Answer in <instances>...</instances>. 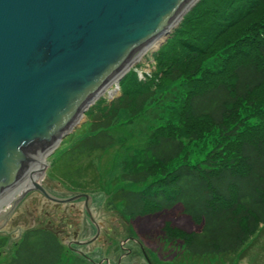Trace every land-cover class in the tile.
Returning a JSON list of instances; mask_svg holds the SVG:
<instances>
[{"label":"trees","instance_id":"16d2710c","mask_svg":"<svg viewBox=\"0 0 264 264\" xmlns=\"http://www.w3.org/2000/svg\"><path fill=\"white\" fill-rule=\"evenodd\" d=\"M187 12L152 56V76L128 71L119 94L89 110L86 134L54 163L56 179L71 194L105 193L69 177L118 147L106 205L129 221L178 205L198 230L165 224L163 242L179 241L185 259L226 258L264 232V0H198ZM3 264L90 263L36 229Z\"/></svg>","mask_w":264,"mask_h":264},{"label":"water","instance_id":"95a60500","mask_svg":"<svg viewBox=\"0 0 264 264\" xmlns=\"http://www.w3.org/2000/svg\"><path fill=\"white\" fill-rule=\"evenodd\" d=\"M197 1L0 0V196ZM32 189L45 194L31 181L18 196Z\"/></svg>","mask_w":264,"mask_h":264},{"label":"rangeland","instance_id":"374dc122","mask_svg":"<svg viewBox=\"0 0 264 264\" xmlns=\"http://www.w3.org/2000/svg\"><path fill=\"white\" fill-rule=\"evenodd\" d=\"M174 29L175 27L172 28L171 32ZM164 41H161L158 45L159 47L157 46L140 55L139 59L130 67L129 71L136 75L138 81H144L152 76V72L154 71L152 56L161 47ZM117 94H119V81L117 84H112L104 94L98 96V98L83 112L81 120L75 123L60 141L44 154V167H42V172L44 173L41 175L39 183L49 187V189L59 192L63 197L71 195V191L67 190L68 188L66 189L64 185L57 180L60 173V169L58 168L60 166L54 163L57 158L77 140V138L86 134L88 128V119H86V115L89 110L94 106H100L112 100ZM100 101L104 102L101 103ZM125 117L126 116L121 115L116 120H123ZM134 142H136V139H129L127 144H133ZM117 152L119 153V148L114 147L108 149L104 153H96L89 160L79 161V166L76 167L82 166L84 170L81 169V173L77 174L79 177H69L73 183L81 185L87 191L96 190L101 186L105 188V193L98 190L91 194L94 195V198H92L90 202L91 217L94 223L100 226L96 240L87 244H79L88 242L94 235V229L91 223L88 222L87 218L81 215L82 202L79 203L74 201L73 210L68 207V204L59 205L60 211L64 212L63 214L66 218L70 217L68 215L70 210L74 213L76 221L79 224V233L77 238L75 237V242L78 245L77 250L85 253L92 262L96 264L99 262L100 264H105L102 262L106 260L107 264H130L134 259L138 258L137 261H134L138 262V264H264V232L258 234L254 239L255 242L249 246L248 249L242 250L237 256L226 258L203 257L199 259H185L180 242L173 241L169 244H165L160 234V230L165 224L184 232H195L198 230V226L192 224L190 219L181 213V209L178 205L166 211L136 218L133 221L124 219L122 215H120L119 210H114L107 206L108 204L106 205L109 200L107 186L110 184V181L114 183L116 181V176L121 172V159L117 156ZM97 174H100V183L96 181ZM57 182L60 184L57 185ZM64 183L68 186L70 184L65 181ZM133 188L141 187L135 186ZM73 194L79 193L72 192L71 196H74ZM31 196H33L32 193H29L28 196L24 198V202L31 200ZM62 199L66 198H61V200ZM8 205L9 203L2 206L0 212L3 213ZM114 205L119 207L117 203ZM55 206L56 205L49 204V208H54ZM22 210L23 209L20 207V212ZM14 216L15 214L11 216L9 221L13 220L15 218ZM31 228L32 226L30 225L26 227L23 226V228L21 225L12 226L9 222L6 226L0 227V238L5 239V244L0 249V264H3V261L12 255L23 234L29 232ZM130 237L133 238V241ZM62 241L67 243L69 239H62ZM65 254L67 255V253Z\"/></svg>","mask_w":264,"mask_h":264},{"label":"flooded vegetation","instance_id":"af4514ba","mask_svg":"<svg viewBox=\"0 0 264 264\" xmlns=\"http://www.w3.org/2000/svg\"><path fill=\"white\" fill-rule=\"evenodd\" d=\"M39 187L42 189V191L45 193H41L38 190L32 189L31 191L27 192L22 197H19L18 194L14 198H21L20 201L16 202L14 206H12L11 202H9V205L5 209V211L2 213L0 212V222L1 226L4 227L9 222L12 226H32L30 231L33 230H43L45 232H48L51 234L65 249L67 252L72 253L74 255H79L84 260L90 264H96L95 262H92L91 259L87 257L85 253H82L77 250L78 245L75 242V237L77 238L78 231H79V224L76 221V218L74 216V213L72 212L75 202H69V203H60L55 202V199H61V198H71L73 196L68 195L66 197H63L59 192L49 189V187L44 186L42 183H38ZM60 184L57 182V185ZM29 193H32L33 196H31V200L24 202V198L28 196ZM84 194V193H79ZM74 196L77 194H73ZM88 195V194H85ZM94 198V195H88V199L85 200L83 198L75 200L76 202H82L81 207V215H83L85 218H87L88 222L89 216H91V199ZM29 204V206H28ZM49 204L56 205L54 208H49ZM61 204H68V207L72 210L68 212L69 218H66L64 216V212L60 211L59 205ZM20 207L23 209L20 212ZM93 208V206H92ZM15 214V220H11V216ZM92 218V217H91ZM91 223V222H90ZM93 229H94V235L93 240H96L99 227L97 224L91 223ZM29 231V232H30ZM69 239L67 243H64L62 239ZM71 239V240H70ZM130 239L133 240L132 237ZM65 244V245H64ZM76 248V249H75ZM128 251V250H127ZM137 259H134V261H137ZM131 262L130 264H138V262ZM107 264V261L104 260V262ZM97 264H100L97 263ZM118 264V263H117Z\"/></svg>","mask_w":264,"mask_h":264},{"label":"bare ground","instance_id":"6f19581e","mask_svg":"<svg viewBox=\"0 0 264 264\" xmlns=\"http://www.w3.org/2000/svg\"><path fill=\"white\" fill-rule=\"evenodd\" d=\"M198 3V1H197ZM190 11V9H189ZM188 11V12H189ZM187 12V13H188ZM186 15V14H185ZM182 21V20H180ZM175 21H173L171 23V26H174ZM170 36V35H169ZM163 40V38H159L157 39L155 42H153L152 44H150L149 46H147L146 48H144L141 53L137 56L139 59L140 55L146 53L147 51H150L152 49H154L155 47H157L161 41ZM159 47V46H158ZM136 59V60H137ZM120 77V76H119ZM119 77H115L112 79V81L109 83V85L104 88L102 90V92L100 93L101 95L104 94L106 92V90L112 85V84H117L118 81L120 80ZM119 79V80H118ZM120 82V81H119ZM99 94V95H100ZM82 118V113L80 112L75 119L71 122V125L73 126L75 123H77L78 121H80ZM70 126V127H72ZM52 148V147H51ZM51 148L47 149L44 152H41L33 161L28 173L22 178V180L16 184L14 187H12L11 189H9L8 191H6L4 194H2L0 196V211L2 210V206H5L6 204H8L9 202H11L13 199H15L14 197L24 188L27 186H30L31 181L35 182V183H39V181L41 180V175L42 174V167H44V163H43V157L44 154L49 151Z\"/></svg>","mask_w":264,"mask_h":264}]
</instances>
